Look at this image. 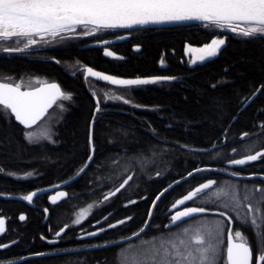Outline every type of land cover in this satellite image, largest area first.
<instances>
[{
    "label": "trees",
    "instance_id": "obj_1",
    "mask_svg": "<svg viewBox=\"0 0 264 264\" xmlns=\"http://www.w3.org/2000/svg\"><path fill=\"white\" fill-rule=\"evenodd\" d=\"M215 37L225 39L217 55L189 66L185 44L200 46ZM136 43L140 52L119 62L101 59L94 49L64 50L55 57L64 60L65 70L48 61L0 59L3 71L54 76L71 97L52 105L53 112L61 115L53 138L36 143L27 141L25 129L0 108V193H24L71 177L85 164L92 146L91 163L72 183L75 193L84 197L80 205L111 203L112 220L130 216V223L139 226L146 221L149 205L162 189L196 168L217 165L214 153L192 148H207L225 138L230 142L229 149L221 150L220 156L234 158L238 151L229 150L241 139V133L247 135L259 125L264 129V40L197 23L144 28L137 34ZM73 58L79 60L74 68L69 61ZM83 63L119 77L171 76L176 80L113 87L84 79L77 69ZM97 104L105 111L98 114ZM203 172L176 184L174 192L181 194L200 183ZM129 175L131 180L124 188L102 201ZM171 192L166 191L157 202L149 227L140 237L144 241L150 242L148 239L154 236L157 245L180 246L185 233L203 229V213L165 227L167 215L163 211ZM202 198L195 202L199 207H203ZM125 200L128 205L124 208ZM208 208L225 210L217 205ZM14 209L13 201L0 198V216ZM128 233L118 226L110 235L121 238ZM121 248L98 249L89 256L99 260L112 253L115 258Z\"/></svg>",
    "mask_w": 264,
    "mask_h": 264
},
{
    "label": "flooded vegetation",
    "instance_id": "obj_2",
    "mask_svg": "<svg viewBox=\"0 0 264 264\" xmlns=\"http://www.w3.org/2000/svg\"><path fill=\"white\" fill-rule=\"evenodd\" d=\"M142 29L144 28L96 29L91 26H76L70 29H65L55 36L50 33H41L32 36L12 37L6 40L0 39V59L48 61L55 64L61 70H65L63 67L64 60H60L55 57L58 56L59 53L68 49H75L78 51L94 49L97 51L101 59L114 62L124 61L131 54L140 52L141 47L136 43V36L142 32ZM30 40H34L36 43L29 44ZM26 44L28 45L27 47H25ZM4 48H19L22 49V51H4ZM106 50L116 56H119V58L106 56L104 54V51ZM76 60L79 62L77 58L69 60L73 62L71 64L72 66L78 64ZM85 66L87 65L84 63L77 66V69L82 73V76L84 72L83 67ZM74 73L75 72L73 71L70 72V74ZM27 77H39L42 78L44 82L32 84L31 86L23 85L21 89L33 88L39 84L47 82H55L59 85L54 76L28 71L10 73L0 70L1 82L13 84L7 78H16L20 80ZM59 87L61 89L60 85ZM258 90L259 88L254 92L255 95ZM104 111L105 109L100 107L99 110H97L98 114ZM11 117L14 119L13 115H11ZM60 118L61 116L58 117V119ZM260 126L261 125L258 127H252L251 129H253V131L247 135L246 132L240 134L241 139H237L232 145L234 148L229 150V153L238 151V155L234 158L224 159L223 157L225 154L220 156L221 150L229 149L228 147L230 142L225 140V138H223L220 143L215 140V142L211 145L213 148L203 152L207 154L214 153V160L218 162L216 166L214 165L208 167H214L239 177L245 176L248 178L243 179L227 175L222 172L204 170L203 180L197 185L187 189L185 192L181 194H178L179 192H174L173 189L176 184L168 189H172V192L170 197L171 200H168L169 205L163 211V215H167L165 218V227H167V225H173L172 217L178 212H182L191 207H199L195 204V202L197 199L202 197L203 208L206 209V211L203 212V223L206 225V222H211L210 226H215L216 222L220 223L222 232L219 239L220 251L216 264H227L226 249L227 232L229 228H231L233 232L240 231L247 238V242L253 253L252 264H256V256L259 252L258 241L254 229L249 224L244 223L243 219L246 215L249 217L252 215L248 213L247 204L252 203L254 206L257 204L260 193H257L255 190L257 188L264 189V155L260 156L255 161H249L243 165L229 167L226 163L234 159L253 155L257 152L264 153V129L261 130ZM209 181L215 182L211 188L198 193L182 207L168 211L177 199L181 198L199 184L207 183ZM225 181H235L237 185L233 188L230 185H226ZM60 182L51 185H55ZM72 183L73 182L50 192L35 195L33 196L31 202L23 197L27 196L31 191L39 188L24 193H0V198L11 200L15 205L14 210H9L6 214L0 216V218L5 221L4 231L0 232V264H132V261H136L135 264H142L140 261L138 262V246L140 247L142 244L156 245V237L154 236L148 239L150 242H146L143 238H140L143 235L140 234L137 237L121 244L113 246L103 245L113 240L120 239L111 237L110 233H112L114 228L119 226L122 230L129 231L128 234L121 237L125 238L140 230L145 221H143L139 226H133L130 223V216L123 217L119 221L112 220L111 214L114 212V209L111 208V203L99 206L97 203L88 202L81 206L80 199H84V197L75 193L77 189L73 188ZM60 191H65L66 196L60 197L58 195ZM224 193L238 195L240 198V206L235 208L231 205L228 208L221 206L226 199ZM7 195L20 196L21 198H7ZM55 195H57V199L54 203L51 202L50 199H52ZM126 195H129V193ZM245 196H248V199H245ZM217 197H219V199H217ZM140 198L142 199L143 196ZM101 199L102 201L106 200L103 197ZM122 204L124 208L128 205L126 200L125 202L123 201ZM156 204L154 205L153 210ZM89 205L93 206L90 214H87L86 218H82L81 223L76 224L75 220L78 218L77 213L80 209L88 207ZM212 205L220 206L225 210H211L208 207ZM102 208H104V210L100 214H97V212H100ZM215 211L226 212L228 216L232 217V222L229 223L226 216H220L219 213ZM208 213H212V217L208 216ZM21 216H24L25 219L21 220ZM121 221H123V223H121ZM177 223H184V220H180ZM148 227L149 226H147L146 230ZM58 232L60 235H57ZM91 233H95V235H91ZM3 245L8 246L2 247ZM119 246H122L123 249H128L127 256L123 254V249L121 248V252H117L118 255H121L120 258L118 255L115 258L111 257L112 253H109L110 256H106L105 258H101L99 260L90 259L89 253H92L95 250L107 247L115 248ZM129 254H135V257L129 259Z\"/></svg>",
    "mask_w": 264,
    "mask_h": 264
},
{
    "label": "snow or ice",
    "instance_id": "obj_3",
    "mask_svg": "<svg viewBox=\"0 0 264 264\" xmlns=\"http://www.w3.org/2000/svg\"><path fill=\"white\" fill-rule=\"evenodd\" d=\"M190 20L206 22L205 26L228 28L243 37L264 40V0H0V39L5 40L41 33H50L55 36L61 31L77 25L91 24L96 29H110ZM34 43L36 41H29V44ZM224 43L223 39L212 40L210 44L200 49L202 53L200 59L217 55ZM27 46L26 44L25 47ZM4 51H22V49L4 48ZM106 54L112 55L111 52H106ZM87 73L96 77L101 75L91 68L87 69ZM103 79L123 86L157 82L156 79L119 80L109 76H103ZM21 88L22 85L19 83L15 85L0 83V108L13 115L15 120L26 128L35 125L58 99L71 98L54 83L42 84L40 87L28 91H22ZM125 102L127 103V101ZM32 136L33 133H26V138L29 140ZM262 155L264 153L257 152L255 155L247 156L246 159L234 160L232 163L244 164L247 161H255ZM83 170L82 168L80 171ZM0 172H3L2 168H0ZM124 183L126 184L127 181ZM214 183V181H209L202 184L178 203L183 204L185 201L191 200L197 193L211 188ZM123 186L122 184L121 187ZM116 191L118 192L120 189L118 188ZM255 191L260 193L257 204L255 206L252 203L247 204L248 213L252 215L250 217L246 215L243 222L254 229L258 241L259 252L256 256V264H264V189L257 188ZM115 194V192L111 193V195ZM35 195L36 193H31L23 198L31 202ZM58 195L64 197L66 193L60 192ZM224 196L226 199L221 206L225 208L230 205L233 208L240 206L238 195L224 193ZM56 199V197H52L54 203ZM245 199H248V196H245ZM92 207L89 205L87 209L81 210L80 217L75 220V223H81V219L90 214ZM205 211L206 209L203 207L187 208L173 216L172 222L175 223L184 217ZM219 215L226 216L228 222H232V217L228 216L226 212H220ZM20 219L24 220L25 217L21 216ZM4 224L5 221L0 218V232L4 231ZM221 232V225L216 222L215 226L208 227L203 233L197 232L190 242L197 247L189 246L183 251L177 249L174 254L168 253L161 258L160 264H216L220 251ZM57 235L60 233L58 232ZM91 235H95V233H91ZM7 246L3 245L2 247ZM226 259L227 264H252L253 261V253L247 238L240 231L233 232L231 228L227 232Z\"/></svg>",
    "mask_w": 264,
    "mask_h": 264
},
{
    "label": "water",
    "instance_id": "obj_4",
    "mask_svg": "<svg viewBox=\"0 0 264 264\" xmlns=\"http://www.w3.org/2000/svg\"><path fill=\"white\" fill-rule=\"evenodd\" d=\"M197 23H206V22H203V21H195V20H190V21H177V22H165V23H149V24H145V25H133L132 27H128V28H120V27H117V28H115V29H133V28H147V29H162V28H167V27H175V26H181V25H189V24H197ZM77 26H91V27H94V28H96L94 25H91V24H89V25H77ZM74 27H76V26H74ZM223 30H225V31H229L230 29H228V28H222ZM11 52H18V51H11ZM106 52H109L108 50H106V51H104V54L106 55V56H109V57H114V58H119V56H116V55H114V54H112V55H107L106 54ZM88 68H91V69H93V71H95V72H97V73H100L101 75L99 76V77H96V76H91V75H88V73H87V69ZM83 78L84 79H86V78H91V79H93V80H95V81H97V82H101V83H104V84H108V85H110V86H113V87H124L123 85H117V84H113V83H111V81H109V80H105V79H103V76H109V77H112V78H115V79H119V80H133V79H141V80H153V79H156V81L157 82H160V81H175L176 80V78L175 77H171V76H142V77H119V76H115V75H111V74H107V73H105V72H102V71H100V70H97V69H95V68H93V67H91V66H85V67H83ZM164 77H167V78H169V79H158V78H164ZM0 83H5V82H1L0 81ZM57 84V83H55V82H47V83H42V84ZM42 84H39V85H37V86H35V87H33V88H28V89H21L22 91H28V90H32V89H34V88H37V87H40ZM58 85V84H57ZM59 86V85H58ZM131 86H133V85H131ZM255 96V93L248 99V101H250L253 97ZM95 101L97 102V98H95ZM99 109V107H98V104H97V106H96V108H95V111H97ZM95 114V113H94ZM94 116V115H93ZM14 117V116H13ZM43 118V117H42ZM41 118V119H42ZM40 119V120H41ZM14 120H15V117H14ZM39 120V121H40ZM16 121V120H15ZM39 121H37V123L39 122ZM93 119H92V121H91V123H90V127H89V140H91L90 139V135H91V130H92V126H93ZM18 124H20L18 121H16ZM36 123V124H37ZM35 124V125H36ZM21 125V127H23L24 129H27L24 125H22V124H20ZM35 125H33V126H35ZM32 126V127H33ZM91 148H90V155H89V157H91L92 158V146H90ZM213 148V146H211V147H209V148H192L191 150H193V151H196V152H205V151H208V150H210V149H212ZM256 154V153H255ZM255 154H253V155H255ZM89 157L87 158V160H86V162H85V164L74 174V175H72L71 177H69V178H67L66 180H64V181H62V182H60V183H58V184H55V185H51V186H48V187H44V188H39V189H36V190H34V191H31L29 194H31V193H36V195H38V194H43V193H46V192H50V191H52V190H54V189H57V188H60V187H63V186H66V185H68L69 183H71V182H73L75 179H77L85 170H86V168L88 167V165H89V163H90V161H91V159H89ZM247 157V156H246ZM246 157H241V158H238V159H234V160H241V159H246ZM234 160H231V161H229V162H227L226 163V165L227 166H229V167H233V166H236V165H243V164H234V163H232V161H234ZM247 162H249V161H247ZM246 162V163H247ZM245 164V163H244ZM85 165H87V167H85ZM84 169L83 171H80L81 169ZM204 170H209V171H213V172H222V173H225V174H227V175H231V176H235V177H239V176H236V175H233V174H231V173H229V172H227V171H224V170H220V169H217V168H214V167H200V168H196V169H194V170H192L191 172H189L187 175H185L184 177H181V178H179V179H177V180H175V181H173L172 183H170L168 186H166L164 189H162L155 197H154V199H153V201H152V203H151V206H150V208H149V211H148V215H147V218H146V221H145V223H144V225L142 226V228L140 229V230H138L136 233H134V234H132V235H130V236H128V237H125V238H120V239H117V240H113V241H111V242H109V243H106L105 245H103V246H113V245H117V244H121V243H123V242H127V241H129V240H131V239H133V238H135V237H137L138 235H140V234H142L145 230H146V228H147V226H148V224H149V221H150V217H151V213H152V210H153V207H154V205L156 204V202H157V200L162 196V194H164L170 187H172L174 184H177V183H179V182H181V181H183L184 179H186V178H188L190 175H192V174H194V173H196V172H200V171H204ZM129 177H131V175H129V176H127L114 190H112L111 192H109V193H107L106 195H105V197H107V198H110V197H112V196H114V195H111V193H113V192H115V193H117V191H116V189H122V188H124L128 183H129V181L131 180V179H128ZM239 178H248V177H239ZM125 181H127V183L125 184L124 182ZM208 183V182H207ZM124 185L123 187H121V185ZM202 184H205V183H202ZM202 184H199L198 186H196L195 188H193L191 191H189V192H187L185 195H183L181 198H179V199H177L176 201H175V203L168 209V211H172V210H174V209H177V208H179V207H182L183 205H185L187 202H189L190 200H187V201H185L183 204H179L178 203V201H180V200H182V199H184V197L185 196H187V195H189L191 192H193V191H195L197 188H199ZM61 192V191H60ZM63 193H65V191H62ZM58 193V192H57ZM28 194V195H29ZM198 194V193H197ZM57 195H55L54 197H56ZM7 198H21L20 196H15V195H7ZM194 198V197H193ZM192 198V199H193ZM51 200V202H53V200L52 199H50ZM215 212H217V211H215ZM217 213H220V212H217ZM196 214H198V213H194V214H192L191 216H194V215H196ZM191 216H189V217H191ZM189 217H184V218H182L181 220H185V219H187V218H189ZM180 221V220H179ZM179 221H176V223L177 222H179ZM176 223H173V224H176ZM141 230H143V231H141ZM136 234H138V235H136Z\"/></svg>",
    "mask_w": 264,
    "mask_h": 264
},
{
    "label": "rangeland",
    "instance_id": "obj_5",
    "mask_svg": "<svg viewBox=\"0 0 264 264\" xmlns=\"http://www.w3.org/2000/svg\"><path fill=\"white\" fill-rule=\"evenodd\" d=\"M214 39H223L225 41L224 38H220V37H215ZM211 40V41H212ZM211 41L207 44L204 45H200V46H195V45H190V44H185L184 46V54L188 60V64L189 66H194L195 64L201 63L205 60H208L212 57H207L203 60L200 59V55L202 54L200 52V49L204 48L206 45L210 44ZM222 47V46H221ZM216 56V55H215ZM72 66V65H70ZM72 68H74V66H72ZM8 80H10L13 84H21L22 86H31L32 84H37L38 82H44V80L42 78L39 77H27L24 79H16V78H7ZM105 99H107L104 96ZM52 108V107H51ZM49 108L47 113L35 126L31 127V128H27L24 130V137L27 141L31 142V143H36V142H41V141H48L51 140L53 138L54 135V129L56 126V123H58V117L61 116L59 113L58 115H56L53 112V109ZM31 132L33 133V136L31 138V140H29L28 138H26V133ZM226 185H230L231 187L235 188V186L237 185V183L235 181H225ZM105 198V197H103ZM88 207L82 208L80 209V211L77 213L78 214V218L80 217V213L81 210L83 209H87ZM93 208V207H92ZM91 208V209H92ZM211 222H206L203 223V229H199L198 231H192V232H188L185 233V240H183V244L180 246H176L174 243L173 244H168V245H160V244H142L140 247L138 246V262L140 261L142 264H160L161 258L165 257L168 253H172L174 254L175 251L177 249L183 251L186 247L190 246V242L192 241V239L194 238V236L197 234V232L203 233L208 227H210ZM185 241H187V243H185ZM191 248H195L197 247L196 245H192L190 246ZM136 249V248H135ZM127 250L128 249H123L122 252L125 256H127ZM129 259L135 257V254L128 255ZM170 258V257H169ZM132 264H135L136 261H132ZM129 264V263H128Z\"/></svg>",
    "mask_w": 264,
    "mask_h": 264
}]
</instances>
